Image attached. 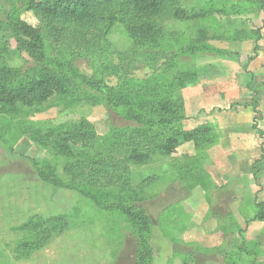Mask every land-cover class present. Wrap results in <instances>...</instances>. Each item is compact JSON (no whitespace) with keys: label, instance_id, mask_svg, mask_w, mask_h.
Returning <instances> with one entry per match:
<instances>
[{"label":"rangeland","instance_id":"rangeland-1","mask_svg":"<svg viewBox=\"0 0 264 264\" xmlns=\"http://www.w3.org/2000/svg\"><path fill=\"white\" fill-rule=\"evenodd\" d=\"M41 1L0 0V84L19 95L57 75L68 94L0 106V264H137L143 242L148 255L139 264H264V230L248 234L264 219V204L249 189L255 167L251 183L247 174L225 181L210 150L221 138L215 106L252 79L264 0H162L148 20L104 12L92 27L36 16L28 4ZM22 23L40 30L43 57L19 32ZM132 24L150 31L133 39ZM177 97L182 113L160 124L156 102ZM141 98L148 103L137 108ZM82 120L90 129L66 137ZM196 130L204 145L160 151ZM128 145L148 153L149 163L126 166ZM70 150L80 157L69 158ZM41 172L81 187L98 206L43 182ZM58 215L66 219L47 224ZM144 217L152 220L150 234ZM29 220L40 227L24 228ZM208 233L219 236L218 247L207 243Z\"/></svg>","mask_w":264,"mask_h":264},{"label":"trees","instance_id":"trees-1","mask_svg":"<svg viewBox=\"0 0 264 264\" xmlns=\"http://www.w3.org/2000/svg\"><path fill=\"white\" fill-rule=\"evenodd\" d=\"M161 1L162 0H45L38 3H29L28 8L32 10V12L39 17L42 18H59L63 19L68 23H73L75 25L83 26V27H92L94 26V22L97 19L104 18V12L115 17L118 15L119 17H131L132 20L142 21L148 20L150 18L155 17L159 11L161 10ZM105 8H102V6ZM130 24V23H129ZM135 24L129 25L128 32L131 38L140 39L145 38V36L149 33L150 29L147 26H134ZM19 32L29 39L32 42H35L39 46L40 57L44 55V46L42 44V35L39 29L36 27H31L25 23L20 24L18 27ZM147 43L148 40H147ZM4 76V69L0 67V78ZM68 94L67 82L60 78L57 75L46 76L35 83H33L30 90L26 93L16 95L14 92L4 88L0 84V106L2 105H13L18 102L23 107L34 106L36 103H46L51 100L57 99L58 97L64 96ZM141 104L137 105V108L140 105L147 104L148 102L141 98ZM128 105H131L132 102L129 100ZM161 106H160V105ZM155 111L161 113L158 115L160 117L159 123H172L174 119L182 113L183 104H181V100L179 97L176 99L172 98H163L156 102ZM131 112H125V118H129ZM156 122L155 117L152 118V123ZM76 127H69L67 131H65V135L68 138H79L82 136L83 131H88L90 129L89 123L87 121H79ZM84 134V133H83ZM148 135H156V132H147ZM198 136V130L190 131V132H180L174 137L170 138L164 144H161L160 151L166 152L170 154L176 147L181 144H185L188 142H192L195 147H199L204 145V141L202 137ZM58 146V145H56ZM128 150L126 151V159L125 164L127 165H135V166H143L149 163L150 155L146 152H143L142 148L137 146L128 145ZM81 155L80 150H70L67 153L69 158H79ZM109 173V172H107ZM127 174V171H124L120 175V179L122 176L124 177ZM41 179L43 182L48 183L53 186L55 189L59 190H68L76 193L78 196L88 199L93 202V204L97 207L99 201L97 198L89 192H86L81 187L78 188L76 185L71 187H65L57 183L58 181L54 180V178H50V176L45 175L44 173H40ZM111 178H114L113 175L109 174ZM76 177V176H75ZM110 178V179H111ZM109 186H112V180L108 182ZM102 210H107L106 208L99 207ZM142 216V213H141ZM66 218L62 217V215L55 216L52 219H47L48 225L55 226L65 220ZM144 227L148 234H150L149 225L152 222L150 218H143ZM34 227L35 229L39 228V224H33L32 221H28L25 223L24 228ZM142 238L144 235H141ZM52 239V238H51ZM51 241V240H49ZM47 243V242H46ZM42 247V246H41ZM135 252V263H144L148 250V246L146 242H143L136 247Z\"/></svg>","mask_w":264,"mask_h":264},{"label":"crops","instance_id":"crops-1","mask_svg":"<svg viewBox=\"0 0 264 264\" xmlns=\"http://www.w3.org/2000/svg\"><path fill=\"white\" fill-rule=\"evenodd\" d=\"M262 34L255 46L258 57L249 65L252 79L242 88L232 89V93L215 106L221 109L213 116V124L218 126L221 138L210 150L214 151L211 156L215 164L214 169L223 172L225 181L236 180L247 174L251 183L249 170L254 166L253 181L249 189L252 194H256V201L264 204V31ZM221 104L225 107H221ZM227 119L229 123L225 122ZM235 187L238 188L236 184L230 185L229 188L234 191ZM238 199L237 196L236 203ZM248 230V234L257 236L255 232H250L264 230V219L256 225L251 223ZM205 236L211 247H218L216 242L219 236L216 233H208Z\"/></svg>","mask_w":264,"mask_h":264}]
</instances>
